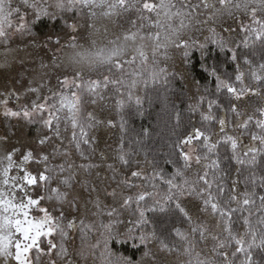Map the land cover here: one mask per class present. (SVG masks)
Listing matches in <instances>:
<instances>
[{"label":"snow or ice","instance_id":"6c2138e0","mask_svg":"<svg viewBox=\"0 0 264 264\" xmlns=\"http://www.w3.org/2000/svg\"><path fill=\"white\" fill-rule=\"evenodd\" d=\"M45 19L64 36L40 41ZM16 37L52 56L0 98L4 117L40 125L36 147L0 135V264H264V0H0L5 61ZM197 52L204 79L186 131L173 105L168 151L125 145L122 115L114 154H85L90 129L117 127L85 103L142 116L149 89L188 83ZM169 209L164 236L149 213Z\"/></svg>","mask_w":264,"mask_h":264},{"label":"trees","instance_id":"16d2710c","mask_svg":"<svg viewBox=\"0 0 264 264\" xmlns=\"http://www.w3.org/2000/svg\"><path fill=\"white\" fill-rule=\"evenodd\" d=\"M35 31L40 41H45L49 34L64 36L65 32L63 21L57 20L52 22L47 19L38 24ZM31 39V37H16L14 43L10 45L13 49V53L7 61L4 60L5 49L0 46V98L7 92L25 91L30 81L40 70L41 59H43L45 63H49V57L52 56V51L36 48L35 52H33L30 44ZM255 52L257 54L264 52V48L257 46ZM35 53H38V55ZM216 58L222 60L223 56L216 55ZM209 62L211 63V58ZM192 64L193 67L190 71L187 84L177 79L172 81L168 88H165L163 85H158L154 89H149L148 95L151 97L152 102L149 103L145 101L142 116L135 114L134 107L131 109L125 108L122 112L118 111L112 101L101 102L106 105L103 110H100L99 106L85 103V115L89 111H95L99 118L107 117L117 124V127L111 129L100 125L90 129L89 135L93 138V141L90 145L82 146L85 154L91 156L92 160L97 163L101 162L104 154H114V150L117 147L116 142L121 135L118 125L122 115L127 120L126 131L123 134L125 145L139 137L153 149L150 155H159L161 150L168 151L167 134L170 126H173L175 123L173 118V105L179 106L181 110L180 130L186 131L190 119V114L186 111L188 97L195 93V88H189V85L193 79H204V74L200 71V56L198 52L193 55ZM50 76L52 77V84H55V73H50ZM169 79L171 80L172 78L170 77ZM165 97H167V103L164 101ZM28 98H34V94L29 93ZM9 107L13 109L16 108L14 99L10 100ZM191 119L199 123L198 114L197 116H192ZM39 127V124L28 125L23 120L6 118L0 114V135L7 134L12 144H16L18 139H23L28 143V146L36 147L34 144H31L30 141L35 138ZM145 129L148 130L147 137L143 135ZM212 130H214V128ZM77 161L79 162L78 157ZM108 162L111 163L112 161L109 160ZM29 167L34 170L36 165H29ZM94 171H99L101 177H104L106 174L109 176L111 175V172L106 167L94 169ZM83 195L87 197L88 194L83 193ZM93 195L95 194L93 193ZM71 215L75 216L76 213L73 212ZM149 216L153 220V223H155L158 233L164 236L168 235L172 223L175 222L177 218L171 209L163 213H149ZM73 235L77 237L75 243L78 244L79 232H75Z\"/></svg>","mask_w":264,"mask_h":264}]
</instances>
